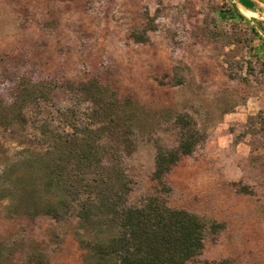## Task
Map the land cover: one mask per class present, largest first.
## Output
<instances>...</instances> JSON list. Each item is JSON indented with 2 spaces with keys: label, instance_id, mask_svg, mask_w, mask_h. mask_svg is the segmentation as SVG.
<instances>
[{
  "label": "rangeland",
  "instance_id": "rangeland-1",
  "mask_svg": "<svg viewBox=\"0 0 264 264\" xmlns=\"http://www.w3.org/2000/svg\"><path fill=\"white\" fill-rule=\"evenodd\" d=\"M247 26L261 27L254 53L264 59V0H0V57L34 52L74 80L100 74L142 104L143 125L123 158L130 203L159 195L221 223L202 260L264 264V73L244 41ZM133 32L148 41L136 43ZM68 106L79 110V126L89 124L91 102L59 90L53 102L27 109L23 132L0 128V172L20 148L42 149L35 122L67 130L60 112ZM185 111L205 138L166 174L163 190L153 178L156 151L177 144L173 120ZM6 203L0 198V240L24 239L48 264H87L74 220L8 218Z\"/></svg>",
  "mask_w": 264,
  "mask_h": 264
},
{
  "label": "trees",
  "instance_id": "trees-1",
  "mask_svg": "<svg viewBox=\"0 0 264 264\" xmlns=\"http://www.w3.org/2000/svg\"><path fill=\"white\" fill-rule=\"evenodd\" d=\"M229 10H226L227 12ZM221 12L224 18L237 19ZM229 13V14H228ZM242 20V15L237 12ZM51 22H45L48 27ZM247 47L264 73V59L254 53L260 26H247ZM136 43L145 33L133 32ZM59 90L91 102L89 124L79 126V110H61L67 130L48 119L35 122L41 150L20 148L7 158L0 172V198L6 200L8 218H50L57 223L75 221L77 240L87 264H218L201 259L209 234L222 228L206 223L196 213L174 208L159 195L130 203L133 181L123 165L143 125L142 104L121 97L110 79L91 74L74 80L51 69L37 53L20 50L0 57V128L21 133L28 108L53 102ZM177 144L158 147L153 178L167 190L166 174L204 140L205 132L185 111L174 118ZM46 252L24 239L0 240V264H48Z\"/></svg>",
  "mask_w": 264,
  "mask_h": 264
},
{
  "label": "crops",
  "instance_id": "crops-1",
  "mask_svg": "<svg viewBox=\"0 0 264 264\" xmlns=\"http://www.w3.org/2000/svg\"><path fill=\"white\" fill-rule=\"evenodd\" d=\"M251 13L255 14V12H252V11H251Z\"/></svg>",
  "mask_w": 264,
  "mask_h": 264
},
{
  "label": "bare ground",
  "instance_id": "bare-ground-1",
  "mask_svg": "<svg viewBox=\"0 0 264 264\" xmlns=\"http://www.w3.org/2000/svg\"><path fill=\"white\" fill-rule=\"evenodd\" d=\"M262 18V17H261Z\"/></svg>",
  "mask_w": 264,
  "mask_h": 264
}]
</instances>
